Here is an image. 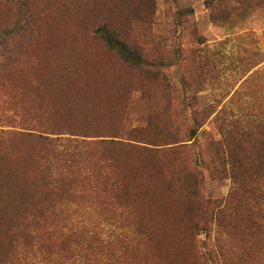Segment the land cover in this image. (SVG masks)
Segmentation results:
<instances>
[{"label": "rangeland", "instance_id": "obj_1", "mask_svg": "<svg viewBox=\"0 0 264 264\" xmlns=\"http://www.w3.org/2000/svg\"><path fill=\"white\" fill-rule=\"evenodd\" d=\"M260 187L264 0H0V264H264Z\"/></svg>", "mask_w": 264, "mask_h": 264}, {"label": "trees", "instance_id": "obj_2", "mask_svg": "<svg viewBox=\"0 0 264 264\" xmlns=\"http://www.w3.org/2000/svg\"><path fill=\"white\" fill-rule=\"evenodd\" d=\"M98 33L101 37H103L105 39V41L107 42V44L110 47L115 48L124 58L130 57V55L132 53H134V51H132L131 49H129L127 47L126 43L123 40L118 39V38L114 37L111 33H109L107 31L105 25L99 27ZM50 133L59 134V135L64 134V132H50ZM76 135L77 136L74 137L73 139H67L66 141L69 143V145H67V146L68 147L71 146L73 151L78 152L77 154L81 155L82 147L89 148L92 145L99 144L98 141L87 140L86 138H88L90 135L89 136L88 135H80V134H76ZM104 136H107V135H100V137H103V138L100 139L99 142H105L107 140V139H105ZM80 137H84L85 139L84 138L80 139ZM86 164L87 165L84 166L86 169L83 171L85 173H87V175H90L89 177L92 178L94 186L96 185V183L100 184L103 181L104 185H105L103 187V190L107 191V195L111 201L123 203L124 206H125V203H129L130 206L131 205L133 206V204L128 202L126 199V194L124 193V190H123L124 184L121 183L119 177H117L120 174L119 172L113 171L110 168V164H107V165L105 164V160H103V161L99 160L95 164L90 165V166H88V163H86ZM105 169H111L112 171L102 172ZM218 172H221V171H218ZM111 179H112V181H110ZM257 190L261 194V196L264 195V192H262L261 187L258 188ZM220 202H222V201L219 200V204H220ZM212 221L213 222L215 221V223H217L218 216L214 217L213 220H212V218L209 219V225L212 223ZM136 227L138 229L139 228L142 229V224L139 222ZM207 228H208V225H207ZM191 244H192V240H191ZM191 254H192L193 258H195L196 260L199 261V264H206L207 262L209 263L210 259L211 260H219L220 259L219 255L220 256L223 255L222 259L224 261H225V258L228 257V254L227 255H224L226 253L221 254V251L219 252L218 249H216V247L210 248L209 253H204V252L200 251V249H198V247L196 248V250L193 248Z\"/></svg>", "mask_w": 264, "mask_h": 264}]
</instances>
